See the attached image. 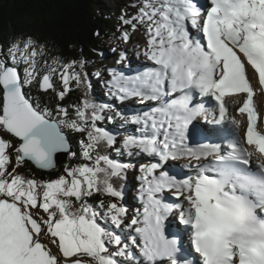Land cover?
I'll return each mask as SVG.
<instances>
[{"label":"snow or ice","instance_id":"1","mask_svg":"<svg viewBox=\"0 0 264 264\" xmlns=\"http://www.w3.org/2000/svg\"><path fill=\"white\" fill-rule=\"evenodd\" d=\"M121 21L131 32L143 26L139 54L152 66L133 77L113 71L115 94L121 101L159 102L127 117L140 134L126 136L117 148L155 161L139 169L143 207L129 222L142 264H264V121L258 127L254 104L256 92L264 94V0H206L200 7L195 0H141L135 15ZM121 39L127 43L130 31ZM45 55L31 37L0 47V133L11 137L0 134V264H122L118 257L134 253L115 231L127 218L116 202L124 194L115 181L126 178L130 165L106 152L118 141L98 126L108 106L88 99L87 62L49 61ZM120 59H126L123 53ZM33 85L58 100L73 85L83 88L74 118L60 105L54 111L42 107L25 91ZM194 94L215 102L212 123L231 126L234 139L226 152L188 143L193 121L209 114L203 105L192 106ZM229 102L239 105L236 115ZM65 129L83 135L81 163L51 180L18 171L27 162L51 170L57 153L75 158ZM200 131L192 129L193 135ZM209 157V164L199 163ZM169 160L196 161L195 176L170 175L163 170ZM166 193L176 202H166ZM94 197L100 198L95 205L89 203ZM173 212L195 260L180 257V241L165 234Z\"/></svg>","mask_w":264,"mask_h":264},{"label":"trees","instance_id":"2","mask_svg":"<svg viewBox=\"0 0 264 264\" xmlns=\"http://www.w3.org/2000/svg\"><path fill=\"white\" fill-rule=\"evenodd\" d=\"M109 9L102 4V0H0V47L31 37L46 49L43 59L51 61L59 58L64 63L83 59L87 62L84 67L86 72L92 68L91 50L97 45L95 35L104 30L110 34L111 30H117V24L109 19ZM58 83L59 80L56 79L59 90ZM75 88L73 85V90L65 95L63 100H58L55 93L39 92L36 85L26 88L25 91L33 98L38 97L42 107L54 111L56 106L60 105L68 109L70 116L73 106L77 105L84 95V90L74 91ZM90 91L89 89L88 99L99 104ZM98 126L112 128L105 119L98 122ZM64 131L75 145V158L69 157L66 164L52 172L37 170L31 163H25L20 172L29 178L51 180L62 175L66 166L72 167L81 163L80 140L83 135L67 129ZM106 152L116 159L115 147L106 149ZM123 180L115 181L116 185L121 187ZM98 199L100 198L94 197L89 203L95 205Z\"/></svg>","mask_w":264,"mask_h":264},{"label":"rangeland","instance_id":"3","mask_svg":"<svg viewBox=\"0 0 264 264\" xmlns=\"http://www.w3.org/2000/svg\"><path fill=\"white\" fill-rule=\"evenodd\" d=\"M102 4L105 5V7L110 8L108 16H109L110 21L117 24V30H111L112 31L111 34L104 30V31H101L100 33L95 35L97 38V45H96L95 49L91 50V54L93 55L92 56L93 57L92 68L85 72V73H87V81L90 82V84H91V88H90L91 93L90 94L93 96V98L95 100L98 101L99 104L106 105V102L104 100L109 98L111 101L112 100L114 101V103L112 104L113 107H115V108L118 107V110H116L115 108H114V110H109V108H108V110L106 109L105 112L103 113V115L105 116V121L109 122L110 126L114 125L113 126L114 128H116L117 126H120L123 128V130H126L127 125H124V124H128L129 126H131V128L133 127L135 129L136 128L138 129V127L135 126L134 124H131L130 122L126 123L125 122L126 117L125 118L121 117V112H119V111H120L122 106L124 107L127 105L128 100L131 101L130 102L131 105H138V106H141V105H149L150 106L151 101H146V102L142 103L140 101V99L134 98V97L121 101L118 98V96L115 94V89L114 88L110 89L105 85L106 75L104 74V71H106L107 68H110L112 73H113V71L117 70L116 63L118 64V62H119V64L120 63H122V64L118 67H120V69L122 68V73H124V71H126L128 69L127 62H130L131 59L133 60L134 57H136V62H139V64H141V65L144 64V68L147 67V63H148V61H146L147 59L143 55L139 54L140 50L144 47V44H145V42H142L144 35L141 36L140 34H137V32H136L137 30L135 32H131V27L124 25L121 21L122 16L125 19H127L130 16L135 15L137 8L141 5V0H102ZM137 28H138V26H137ZM126 30L130 31V33H131V39L127 43L121 39V33L123 31H126ZM135 40H137L139 44H137L134 47L133 43ZM119 42H120V46H116L115 44L119 43ZM109 49H111V51L113 52L112 55L109 53ZM121 53H123L126 57V59H124L123 61H121V59H120ZM105 56H106V58H108V60L105 62L106 64L102 63L105 60L104 59ZM143 58H144L145 62L143 61ZM115 61H116V63H115ZM93 81H95V83ZM97 84H98L99 88L102 89L101 94H100V92H99V94H96V92L98 90ZM58 85L60 86L59 83H58ZM77 89L84 90L83 88H75L74 91H77ZM72 90H73V87H72ZM153 102L154 101H152V103ZM127 115H132V114L127 113ZM70 118H74V112L73 111L71 112ZM113 121H115V123L116 122L117 123L114 124V123H112ZM105 125H106V123H105ZM122 128L119 132L120 133L119 136H116L118 144H117V146H115L116 151H117V153L115 154V158L119 157V158H121V160L123 162V161H125L127 154L124 153L122 149L119 151L117 150V148H119L120 142H122V140H123V137H121V136L125 135ZM104 129L108 130L110 128H108V126H106V128L104 127ZM0 134L4 135L5 139H11V137H9L7 134H4V133H0ZM137 154H139V153H137ZM13 156H14V154H13ZM139 156H140V154H139ZM138 163H140L139 165L143 166V165H145L146 162L142 161V160H138L137 162L135 161L134 163L131 164V168H135V172H134L135 174H134L133 179H136V180H140V177H141V172L139 171L140 167H139ZM187 168H188L187 166H183V165L179 166V170L182 173L181 176L186 174L185 171L182 169H187ZM21 169L22 168L18 169V171L20 172ZM180 179H182V178H180ZM127 185L130 186V178H129L128 174H126V178L123 180V184L121 186L123 194L125 192V186H127ZM139 185H140L139 189L132 191L133 195H134V199L138 203L140 202V206H138L136 209L135 208L129 209V208L124 206L122 201H116L117 203L121 204L122 206H124L127 209V220L125 221V223L123 225H121L120 229H115V231L118 234H123V235L125 233L129 234V235H127V237L123 238V241L125 243H128L130 251L134 250L135 253H136L135 249H137L138 247L132 246L130 238L136 237L137 234L135 232V226H130L129 222L133 217H135L138 214V211H142V208H141L142 204H141V201L139 198L140 197L141 181H140ZM171 195L169 197V194H168V196L166 194V197H167V200L169 201V203L176 202L175 197L173 195L172 196ZM176 214L179 217L178 212ZM172 216L173 217H171V216L170 217H171V219L174 220L175 214H172ZM177 222H178V219H177ZM101 223L103 224V222H101ZM55 250L56 249H53L54 252H55ZM115 250L116 249L114 248V251ZM125 258H128V257H126V256L118 257V259L120 261L124 260Z\"/></svg>","mask_w":264,"mask_h":264},{"label":"bare ground","instance_id":"4","mask_svg":"<svg viewBox=\"0 0 264 264\" xmlns=\"http://www.w3.org/2000/svg\"><path fill=\"white\" fill-rule=\"evenodd\" d=\"M195 2L197 3V6L198 7H200V6H202V5H204L205 4V2H206V0H195ZM137 34H140L141 36H143L144 35V30H143V26H139L138 25V28H137ZM145 36H144V38H143V41L142 42H145ZM137 44H139L138 43V41L137 40H135L134 41V43H133V45H134V47L137 45ZM116 46H120V42L119 43H116L115 44ZM114 45V46H115ZM132 45V44H131ZM132 45V46H133ZM138 47V46H137ZM109 53L112 55L113 54V52L111 51V49H109ZM140 53V52H139ZM141 55V54H140ZM108 57V56H107ZM140 58V57H139ZM104 62H102V63H105L107 60H108V58H106V56L104 57ZM135 60V61H134ZM143 61H144V59H143ZM108 63V62H107ZM115 63H116V61H115ZM114 63V64H115ZM106 64V63H105ZM122 63H120L119 64V62H118V64L116 63V68H117V70H115V72H117V73H122V68L120 69V67H118V66H120ZM127 67H128V69L126 70V71H124V73H122L124 76L126 75V76H129V77H133V76H137V75H140L141 73H143L144 71H146L147 69H145L144 68V66L143 65H141V64H139V62H136V57H134V59L132 60L131 59V61L130 62H127ZM104 74L106 75V77H105V85L108 87V88H113L112 87V85H111V80H112V71H111V69L110 68H107L106 69V71H104ZM92 81V80H91ZM94 83H95V81H93ZM93 83V84H94ZM253 83V82H252ZM254 86V85H253ZM97 87H98V90H97V92H96V94H99V92H100V94H101V91H102V89H100L99 88V86H98V84H97ZM254 88H256L255 86H254ZM259 96H260V93H259V91H257L256 92V95L254 96V104L256 105V108H258V105H259ZM134 98H138L139 99V97H134ZM105 102H106V105L108 106L106 109L108 110V108H109V110H114V108L115 107H113V103H114V101L112 100H110L109 98L108 99H105L104 100ZM131 101L130 100H128V102H127V105L126 106H122L121 107V109H120V111L119 112H121V117H123V118H125L126 117V120H125V122L126 123H129V120L127 119V117L128 116H131V115H127V113H131L132 115H142L145 111H148V110H150L151 108H149V107H151V105H154V102L152 103V101H151V105L149 106V105H141V106H138V105H131V103H130ZM130 103V104H129ZM228 106L229 107H231L232 109H231V115H236V109L239 107V105L238 104H233V103H230L229 102V104H228ZM113 108V109H112ZM116 110H118V107L117 108H115ZM237 119H240V117L239 116H237ZM244 121H245V123L242 125V127H241V131L243 130V128L246 126V117H244ZM113 123L114 124H116L115 123V121H113ZM124 125H127V129L126 130H123V128L122 127H120V126H117L116 128H114L113 126H112V129L110 128V129H108L109 130V132L110 133H112V134H114L115 136H119V132H120V130H121V128H122V130L124 131V134L125 135H123V136H121V137H123V139L126 137V136H128V135H139L140 133H139V125H135V126H137L138 127V129L136 128H131V126H129L128 124H124ZM106 128V127H105ZM114 155V154H113ZM115 157V156H114ZM123 158V157H122ZM118 159V160H117ZM116 160L117 161H121V163H125V164H128V165H130V167H128L127 169H126V174H128L129 175V178H130V186H125V192H124V199H123V204H124V206L125 207H127V208H129V209H132V208H137V206H139V204H140V202L138 203L135 199H134V195H133V192L132 191H134V190H136V189H139V187H140V185H139V183H140V180H136V179H133L134 178V172H135V168H131V164L132 163H134L135 161L137 162L138 160H142V161H145L146 163L145 164H148L149 162H155L154 160H152L150 157H147V156H145V155H142V154H140V156H139V154H136V155H134V156H128L127 155V157H126V159H125V161H123L122 162V160H121V158H119V157H117L116 158ZM172 162V163H171ZM143 163V162H142ZM197 162L196 161H188V160H175V161H173V160H170L168 163H166L165 165H164V169L163 170H167V171H169V173H170V175L171 174H175V172L178 174V179H180V178H182V179H187V178H189V177H194L195 176V168H194V165L196 164ZM199 163H201V164H205V165H207L208 164V159L207 160H202V161H200ZM140 163H138V165H139ZM176 164V165H175ZM180 165H183V166H187L188 168V170L187 169H182V170H184L185 171V175H183V176H181L182 175V173H181V171L179 170V166ZM137 166V165H136ZM135 167V166H134ZM139 167H141V165H139ZM170 170H171V172H170ZM176 170V171H175ZM125 183V182H124ZM125 185V184H124ZM167 194V196H168V194H169V197H170V193H166ZM172 196V195H171ZM183 197H180V201H183ZM166 202H168L169 203V201L167 200V197H166ZM177 212H173L172 214H175V217H174V220L173 219H171V217H173L172 216V214H170L169 216H168V218L166 219V221H165V224H170V226H173V227H177V228H180V226H182V225H180L179 224V221L177 222V214H176ZM171 216V217H170ZM121 236H122V239L123 238H125V237H127V235H129L128 233L126 234H120ZM185 236H186V234H185ZM131 239V238H130ZM53 249H55L54 247H53ZM138 249L139 248H137V249H135L136 250V253L134 252V250H132V252L134 253V256L131 258V259H129V258H125L124 260H122L121 262H122V264H142V257H140V255H139V252H138ZM56 251V250H55ZM110 251L111 252H114V248H110Z\"/></svg>","mask_w":264,"mask_h":264},{"label":"water","instance_id":"5","mask_svg":"<svg viewBox=\"0 0 264 264\" xmlns=\"http://www.w3.org/2000/svg\"><path fill=\"white\" fill-rule=\"evenodd\" d=\"M65 135L66 131H65ZM68 137V136H67ZM69 143L72 146V150L75 152V145L73 144V142L71 141V139L68 137ZM69 161V155L67 153H57L56 157H55V168L51 169V170H40L38 168H36L37 170L40 171H44V172H52L53 170L59 168L61 165L66 164ZM30 163V162H27Z\"/></svg>","mask_w":264,"mask_h":264}]
</instances>
